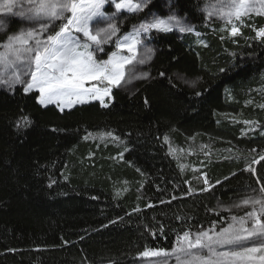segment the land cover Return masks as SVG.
<instances>
[{
    "label": "trees",
    "instance_id": "trees-1",
    "mask_svg": "<svg viewBox=\"0 0 264 264\" xmlns=\"http://www.w3.org/2000/svg\"><path fill=\"white\" fill-rule=\"evenodd\" d=\"M205 5L143 0L134 13L105 5L106 15L116 14L110 23L119 37L169 14L194 29L142 33L141 44L152 49L144 67L150 78L114 88L108 107L93 101L61 111L41 106L37 92L25 93L22 85H0V264H133L145 246L171 248L179 230L210 227L218 217L208 209L252 189L259 194L264 40L255 39L253 28L264 27V15L244 17L233 37L223 21L206 19ZM12 23L21 19L13 16ZM18 28L0 31V43ZM115 39L96 55L108 58ZM24 116L31 123L18 130ZM108 131L119 139L99 138ZM201 173L214 185L208 192L199 191ZM189 187L195 194H187Z\"/></svg>",
    "mask_w": 264,
    "mask_h": 264
},
{
    "label": "snow or ice",
    "instance_id": "snow-or-ice-1",
    "mask_svg": "<svg viewBox=\"0 0 264 264\" xmlns=\"http://www.w3.org/2000/svg\"><path fill=\"white\" fill-rule=\"evenodd\" d=\"M17 2L18 0H4L0 4V12L13 13ZM106 2L107 0H19L21 10L16 15L33 26L8 35L0 43V85L11 88L15 84H23L25 93L38 89L41 105L57 103L61 111L64 107L70 108L75 103H87L89 100H99L103 107H108L105 98L111 100L114 88L133 80L150 78L147 72H136L137 65H143L151 59V49H147L143 56L137 51V46L142 43V33L153 29L167 32L173 28H178L180 32L194 31L176 16H169L167 19L153 18L151 21L141 22L134 25L131 32L119 37V28L115 23L109 22L106 27L100 28L92 26L93 22L111 21L116 15H105L102 8ZM111 2L117 13L122 9L134 13L142 8V4L133 3L132 0ZM203 11L206 19L216 17L223 21L229 34L235 37L240 34L237 24L243 23L244 17L257 10L248 0H214L206 4ZM257 14L264 15V0H261V9ZM58 23L59 28L56 30ZM0 31H4L2 21ZM253 31L255 39L264 40V27L253 28ZM113 37L116 38V51L109 53L106 60H98L94 53L104 52L103 45L113 42ZM226 71V68L220 69V72ZM159 75L164 77L165 73L161 72ZM169 82L171 83V78ZM145 104H148L147 99ZM30 123L29 118L24 116L17 120L16 127L19 130L28 127ZM243 123L251 125L255 122L245 120ZM107 137L119 139L111 131L99 133L100 139ZM84 138L88 139V136ZM165 141L167 142V137ZM172 151L170 148V154ZM261 159L264 160V157ZM180 168L183 171L185 165H180ZM246 170L255 175L253 169ZM193 171L199 170L194 168ZM201 175L204 187L199 191L208 192L213 189L214 185L206 174ZM194 179L199 180L200 177L194 176ZM224 179L227 180L228 177ZM184 183L188 184L189 181ZM221 183L220 180L216 181V185ZM252 193L231 205L218 204V211L208 209L207 211L216 212L218 217L210 227L200 228L195 232L191 228H183L177 232L171 248L145 246L143 251L137 253V257L147 260L149 264H173V261L174 264H264V185L259 188V194L257 189H252ZM187 194L193 195L195 190L189 187ZM172 199L175 200L176 197ZM152 206L148 205L149 208ZM247 208L251 210L244 211V215L232 214L233 210L243 211ZM134 211L138 212L140 209L136 208ZM222 212L230 215L225 218L221 215ZM176 219L186 218L178 215ZM150 231L155 238L156 230ZM159 233L164 234L163 225L160 226Z\"/></svg>",
    "mask_w": 264,
    "mask_h": 264
},
{
    "label": "rangeland",
    "instance_id": "rangeland-1",
    "mask_svg": "<svg viewBox=\"0 0 264 264\" xmlns=\"http://www.w3.org/2000/svg\"><path fill=\"white\" fill-rule=\"evenodd\" d=\"M109 1L111 2V0H107V2L104 4V6H103V8H102V11L105 13V15L107 14L106 13V11L104 10V7H105V5H107L108 3H109ZM205 1V3L206 4H208L209 2H214V0H204ZM4 2V0H0V4H2ZM116 2H119V0H116ZM132 2L133 3H138V4H142L143 3V0H132ZM248 2H249V4H251L257 11L258 10H260L261 9V0H248ZM111 4H112V7H113V9L114 10H116V8H115V5L111 2ZM21 10V5H20V3H19V0H18V2H17V5L14 7V11H13V13H6V12H0V21H2V23H3V26H4V30H5V28H7L8 26H12V27H19L18 28V30L16 31V32H18L20 29H22V28H27V27H30V26H33V25H30L29 24V22L28 21H26V20H24L23 18H21V17H19L18 15H16V13H18L19 11ZM125 11L126 9H122L121 11ZM257 11H253V12H257ZM13 16H15V17H17V18H20L21 19V23L20 24H10V21H12V17ZM106 16H108V15H106ZM169 16H175V15H171V14H169V15H167V16H165L164 18H159L158 16H154V17H152L149 21H151V20H153V18H159V19H167ZM177 17V16H176ZM178 18V17H177ZM178 19H180V18H178ZM181 21H183V19H180ZM110 21H101L100 23H95V22H93V27L94 28H100V27H106L107 26V23H109ZM183 23H185L184 21H183ZM173 29H178V28H173ZM132 31V30H131ZM130 31V32H131ZM15 32V33H16ZM129 33V32H128ZM127 34V33H126ZM125 34V35H126ZM124 35V36H125ZM147 49H151V47H149L148 45H142V44H140V45H138L137 46V51H138V53L141 55V56H143V54L145 53V51L147 50ZM152 50V49H151ZM99 52V51H98ZM98 52H96V53H98ZM96 53H94V55L96 56V58L98 59V60H106L105 58H103L102 56H100V57H98L97 55H96ZM150 62V59L149 60H147V62L145 63V64H143V65H137L136 66V72L137 73H139V72H146V70H145V66H146V64H148ZM139 80H142V79H137L136 81H139ZM134 81V80H133ZM131 83H132V81H131ZM126 85L127 84H130V83H125ZM15 85H22L23 86V88H24V85L23 84H15ZM2 87L3 86H5V87H8L7 85H1ZM14 86V85H13ZM31 91H35V92H37V94H38V96H37V101H38V103H39V97H40V92H39V90L38 89H32ZM106 99H107V97L105 98V102H106ZM93 101H98V102H100L99 100H89L87 103H89V102H93ZM40 104V103H39ZM79 104H84V103H75V104H73L72 105V107H74V106H76V105H79ZM41 105V104H40ZM47 105H54L57 109H59V110H61L60 109V107H58L57 106V103H49V104H47ZM47 105H41V106H47ZM72 107H70V108H72ZM69 107H64L63 108V110H68V109H70ZM133 264H149V262L147 261V260H145V259H140L139 261H137L136 263H133ZM173 264H174V261H173Z\"/></svg>",
    "mask_w": 264,
    "mask_h": 264
}]
</instances>
